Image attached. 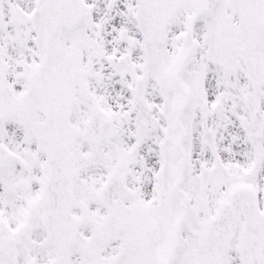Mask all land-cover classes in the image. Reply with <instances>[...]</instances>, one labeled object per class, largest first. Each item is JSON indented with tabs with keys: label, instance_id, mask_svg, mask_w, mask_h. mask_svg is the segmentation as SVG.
I'll use <instances>...</instances> for the list:
<instances>
[{
	"label": "snow or ice",
	"instance_id": "snow-or-ice-1",
	"mask_svg": "<svg viewBox=\"0 0 264 264\" xmlns=\"http://www.w3.org/2000/svg\"><path fill=\"white\" fill-rule=\"evenodd\" d=\"M0 264H264V0H0Z\"/></svg>",
	"mask_w": 264,
	"mask_h": 264
}]
</instances>
